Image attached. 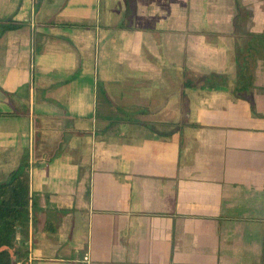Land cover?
Instances as JSON below:
<instances>
[{"label":"crops","instance_id":"1","mask_svg":"<svg viewBox=\"0 0 264 264\" xmlns=\"http://www.w3.org/2000/svg\"><path fill=\"white\" fill-rule=\"evenodd\" d=\"M242 2L263 31L264 0ZM130 4L0 0L20 23L0 36V180L25 155L32 201L15 264H264V58L235 92V0Z\"/></svg>","mask_w":264,"mask_h":264},{"label":"trees","instance_id":"2","mask_svg":"<svg viewBox=\"0 0 264 264\" xmlns=\"http://www.w3.org/2000/svg\"><path fill=\"white\" fill-rule=\"evenodd\" d=\"M131 0H126L128 12ZM236 15L234 20L236 34V61L238 67L237 82L234 91L242 93L253 85L254 75L250 70L251 59L264 58V30H249L248 21L252 9L242 0H235ZM20 26L12 18L0 16V36L9 29ZM218 73L204 75L191 70H184V85L212 86L218 79ZM224 78V75H222ZM29 162L24 155L18 168L13 169L0 180V264H15L29 255L26 238L20 239L19 233L27 237L31 220V193L29 174L26 171Z\"/></svg>","mask_w":264,"mask_h":264},{"label":"rangeland","instance_id":"3","mask_svg":"<svg viewBox=\"0 0 264 264\" xmlns=\"http://www.w3.org/2000/svg\"><path fill=\"white\" fill-rule=\"evenodd\" d=\"M251 64L250 70L252 73L256 74V69H258V60H256V58L251 59Z\"/></svg>","mask_w":264,"mask_h":264}]
</instances>
